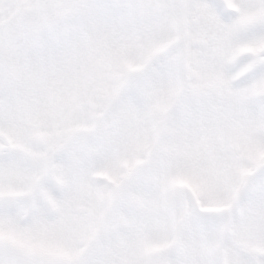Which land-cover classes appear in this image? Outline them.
<instances>
[{
  "label": "rangeland",
  "instance_id": "rangeland-1",
  "mask_svg": "<svg viewBox=\"0 0 264 264\" xmlns=\"http://www.w3.org/2000/svg\"><path fill=\"white\" fill-rule=\"evenodd\" d=\"M0 264H264V0H0Z\"/></svg>",
  "mask_w": 264,
  "mask_h": 264
},
{
  "label": "bare ground",
  "instance_id": "bare-ground-1",
  "mask_svg": "<svg viewBox=\"0 0 264 264\" xmlns=\"http://www.w3.org/2000/svg\"><path fill=\"white\" fill-rule=\"evenodd\" d=\"M237 11V10H236Z\"/></svg>",
  "mask_w": 264,
  "mask_h": 264
}]
</instances>
